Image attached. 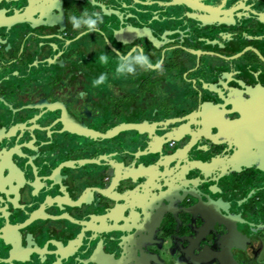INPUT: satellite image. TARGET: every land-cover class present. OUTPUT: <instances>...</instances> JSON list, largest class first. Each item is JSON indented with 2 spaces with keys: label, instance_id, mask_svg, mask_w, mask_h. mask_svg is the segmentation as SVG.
<instances>
[{
  "label": "flooded vegetation",
  "instance_id": "af4514ba",
  "mask_svg": "<svg viewBox=\"0 0 264 264\" xmlns=\"http://www.w3.org/2000/svg\"><path fill=\"white\" fill-rule=\"evenodd\" d=\"M93 1L13 2L30 3L54 25L19 37L28 64L0 67V264H264V23L245 36L256 38L243 48L257 53L228 61L222 56L237 52L204 49L222 56H203L202 75L183 72L168 99L139 69L120 82L123 99L83 98L84 90L120 85L109 74L92 86L101 74L93 67L97 40H112L107 23L102 35L74 30L69 20L109 8V0ZM251 3L264 8V0ZM140 9L129 14L141 19ZM79 38L91 41L83 62L45 65L77 49ZM54 41L61 47L52 51ZM179 53L195 69L197 56ZM163 67L174 79L175 66ZM206 82L216 88L202 89ZM143 112L157 137L148 145L142 136L134 151L67 145L58 122L77 128L86 115L88 128L106 131ZM99 156L106 160L95 162Z\"/></svg>",
  "mask_w": 264,
  "mask_h": 264
},
{
  "label": "water",
  "instance_id": "95a60500",
  "mask_svg": "<svg viewBox=\"0 0 264 264\" xmlns=\"http://www.w3.org/2000/svg\"><path fill=\"white\" fill-rule=\"evenodd\" d=\"M14 1L15 0H0V37L3 35L9 37L0 38V67L11 66L18 61L24 65L28 64L29 62L23 55V50L21 49L24 47L26 40L22 43L24 38L19 37H26L25 33L28 31H31L32 35H37L36 30L39 28L43 26L51 28L54 25L53 23L50 24L48 21L42 22L43 20L40 19L42 18L41 12L38 10H30V3L26 5L22 4L17 8L15 4L13 5ZM254 1L263 2V0H109V8L106 9L104 5H99L100 8L103 6V11H101L100 14L104 18L103 23L99 26L102 27L107 23V28L111 32L112 40L110 38H104L107 47L101 40H97L100 53H105L109 56V63L107 65H102L98 60L96 63H93V67L96 68L99 73H105L104 71H106L108 76L109 74L114 75L117 61L116 53L127 54L133 48L140 46L142 50L150 56L153 63H155V58H158L157 60L162 59L166 65L172 64L175 66V72L173 73L174 79L167 77L168 75L165 72V67H163V73H157V71L151 70L146 71L147 81L151 84L154 83L153 86L155 88L160 84L163 92L162 98L168 99L171 97V93H174L172 92L174 88H169L170 85L172 83L181 84L186 81V79H181L177 69L191 63H189L188 60H183L182 55L174 50H181L197 56L195 69L192 70L189 68L186 74L196 71L198 74L202 75L204 69H206L203 56H222L214 51H206L202 47L193 48L192 46H184L183 43L188 37L187 32L192 29L190 20H193L196 26L199 25V27H202L200 28L202 35L204 34L203 28H207V26L214 28H222L225 26L228 28V30H221L218 33V38L221 40L218 38H213L214 40H211L212 38H199L200 41L208 42L207 44L213 46V49L226 51V53L228 51L237 52L235 55L228 58L225 57L226 55L222 56L228 61L243 56L249 51L257 53L258 49L250 45L241 48V50H239L240 52L233 49L234 42H236L235 39H238L234 38L237 36L238 31L235 32L233 30L234 28H238L237 19H242L243 21L240 23V26L245 27L243 30L244 35L245 33H249L246 32L249 30L257 31L255 24L259 23L262 25L264 23V8L261 6L253 7L254 3L252 4L251 2ZM93 3H95V1H93ZM138 7H141V12L142 9H145V15L141 19L137 17L139 16L137 14V16L129 14H135L134 11L138 13ZM106 18H108V20H106ZM57 22L60 23V21ZM179 23H181V25H179ZM183 26H185V29L182 28ZM101 31L100 28L98 32L101 34ZM175 33H178L180 38H173L172 36ZM103 34L104 33H102V35ZM11 35L16 36V38H10ZM252 38L256 37L247 35V40H251ZM31 39L33 38H30V40ZM55 39L56 38H51L52 41ZM226 39L228 41H226ZM79 40L80 45L77 46V49H65V45H63V49L65 50L59 54L60 56H57V59L51 58L52 56H50L46 59L45 65H58L62 67L66 62V66H72L74 63L83 62L82 59H84L86 52H88L91 41L90 39L84 38H79ZM243 40H245L243 41L244 43L247 42L245 38H243ZM172 43H179V45L168 47V45ZM6 45H8V47H6ZM216 45L217 47H215ZM50 46V50L52 51L56 50V47H61V45L57 44L55 41L51 42ZM11 50L18 53L16 59H12V61L9 60L12 56ZM21 54L23 56H21ZM162 54L164 55L162 56ZM26 55H28V53H26ZM6 57H8V60H6ZM224 75L227 76L228 74L224 73ZM156 77L158 78L156 79ZM124 80H126L124 77L113 79L115 83L120 84L116 87L101 86L94 89L92 92L90 90H84L83 98L93 96V98L95 97L98 99H110L113 97L123 99L125 97V90L120 82H124ZM192 82L197 83V79ZM207 87L216 88L214 84L209 86L207 82L203 87L201 86L202 89ZM19 110L20 109H18V111ZM25 114H27V112H25ZM147 114L143 112L142 118L136 121L115 122L106 131L88 128L84 122L85 117H87L86 115H83L82 122H78L79 127L77 128L72 127L65 117L58 120V122L64 127L60 132L65 134L63 141L67 145L75 143L84 149H87L89 146L100 149L121 145L122 148L134 151L138 149L142 136L148 137V145H152V140L157 137L155 133L149 131V125H155V123L150 122L146 117ZM61 116L63 117V115ZM186 118L187 115L182 119ZM179 122L181 121L179 120ZM173 134L174 132L170 131L165 133L164 136ZM116 137H118V139H115ZM172 139L173 138L170 137L169 141ZM105 160L104 156H99V159L95 160V162L102 163ZM113 162L116 165L120 164L124 166V161L120 162L114 160Z\"/></svg>",
  "mask_w": 264,
  "mask_h": 264
},
{
  "label": "clouds",
  "instance_id": "9594fccd",
  "mask_svg": "<svg viewBox=\"0 0 264 264\" xmlns=\"http://www.w3.org/2000/svg\"><path fill=\"white\" fill-rule=\"evenodd\" d=\"M69 20L74 30L85 28L87 33L96 32L99 25L103 23V17L99 12L89 13L87 10H84L79 17L76 15L70 16ZM163 55L164 54H162V56ZM116 57L117 61L113 78L134 77L137 75L138 69L163 73V60L159 59L153 63L150 56L147 55L140 46L133 48L127 54L117 52ZM98 60L102 65H107L109 63V56L102 53L99 55ZM107 80L108 73H101L98 78L92 80V86L99 87L105 84Z\"/></svg>",
  "mask_w": 264,
  "mask_h": 264
},
{
  "label": "trees",
  "instance_id": "16d2710c",
  "mask_svg": "<svg viewBox=\"0 0 264 264\" xmlns=\"http://www.w3.org/2000/svg\"><path fill=\"white\" fill-rule=\"evenodd\" d=\"M179 25H181V23H179ZM190 25H191L192 29H191V31L187 32L188 37H187V39H185V42L183 44H186L189 47L192 46L193 48H201V47L203 49L210 48L211 47L210 44H207L206 41H200L199 38H201V37H204V38H218V33L221 30H228V28L225 27V26H223L222 28H219V27L214 28V27H211V26H207V28H203L204 34L202 35L201 34V30H200V28H202V27H199V25L196 26V24L193 22V20H190ZM182 28L185 29V26H183ZM233 30L235 32L238 31L237 36L234 37V38H238V39H236V42H234L233 49H236V51H239L247 43V42H245V43L243 42V41H245V40H243V38H246L245 36H246L247 33H245V35H244V33L241 32L240 30H238L237 28H234ZM246 32H249L251 34L255 33L254 31H251V30L246 31ZM172 37L173 38H180V35L178 33H175ZM175 51L182 53L181 50H177L176 49ZM228 52H234V51H228ZM191 67H192V65L189 64V65H185V66L180 67V68L177 69V71L179 72V74L181 76V79H183V75H182L183 72H186Z\"/></svg>",
  "mask_w": 264,
  "mask_h": 264
},
{
  "label": "crops",
  "instance_id": "0c3cea01",
  "mask_svg": "<svg viewBox=\"0 0 264 264\" xmlns=\"http://www.w3.org/2000/svg\"><path fill=\"white\" fill-rule=\"evenodd\" d=\"M177 28H178V27H177ZM175 29H176V28H175ZM176 44H177V46L179 45V43H176ZM157 59H158V58H155L156 61H157ZM154 62H155V61H154ZM91 67H92V66H91Z\"/></svg>",
  "mask_w": 264,
  "mask_h": 264
}]
</instances>
